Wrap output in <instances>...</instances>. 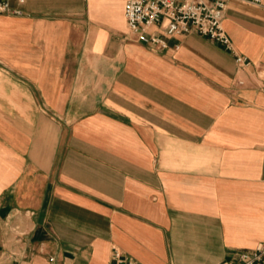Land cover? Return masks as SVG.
<instances>
[{"label":"crops","instance_id":"0c3cea01","mask_svg":"<svg viewBox=\"0 0 264 264\" xmlns=\"http://www.w3.org/2000/svg\"><path fill=\"white\" fill-rule=\"evenodd\" d=\"M0 13V264H236L264 239V2L232 48L137 40L126 0ZM235 53L247 59L238 63Z\"/></svg>","mask_w":264,"mask_h":264},{"label":"built area","instance_id":"2783aa9c","mask_svg":"<svg viewBox=\"0 0 264 264\" xmlns=\"http://www.w3.org/2000/svg\"><path fill=\"white\" fill-rule=\"evenodd\" d=\"M231 0H126L124 15L128 29L138 41L165 49L172 36L197 33L233 50L231 39L223 27L226 9ZM262 5L264 0H240ZM24 3V0H18ZM0 13L21 15L22 10L10 0H0ZM238 63H247L246 57L235 53ZM111 258L116 264H140L116 247ZM236 264H264V239L252 250L240 251Z\"/></svg>","mask_w":264,"mask_h":264}]
</instances>
